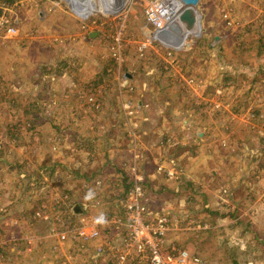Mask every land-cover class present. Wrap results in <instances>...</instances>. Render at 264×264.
<instances>
[{"label":"rangeland","instance_id":"rangeland-1","mask_svg":"<svg viewBox=\"0 0 264 264\" xmlns=\"http://www.w3.org/2000/svg\"><path fill=\"white\" fill-rule=\"evenodd\" d=\"M84 1L0 0V264H136L110 222L135 173L167 248L264 264V0H199L180 49L152 0ZM38 71L69 81L29 94Z\"/></svg>","mask_w":264,"mask_h":264},{"label":"built area","instance_id":"built-area-1","mask_svg":"<svg viewBox=\"0 0 264 264\" xmlns=\"http://www.w3.org/2000/svg\"><path fill=\"white\" fill-rule=\"evenodd\" d=\"M184 7L182 0H152L145 7L147 22L154 27L155 31L162 30L176 16H179ZM8 23L7 17H0V31L5 27L6 34L16 33L15 24L8 26ZM116 40L120 43V37ZM124 203L125 218H114L110 221L124 233L125 250L120 257L122 262L131 257L130 260L136 264H204L200 256L187 248H179L175 244L168 248L165 246L171 230V219L168 215L155 219L150 217L146 190L143 180L137 173H135L133 187L127 193ZM99 224L100 221H95L89 231L81 228L76 230V233L82 237L96 239L100 236V231L97 229ZM102 249L103 245L98 246L99 251Z\"/></svg>","mask_w":264,"mask_h":264},{"label":"water","instance_id":"water-1","mask_svg":"<svg viewBox=\"0 0 264 264\" xmlns=\"http://www.w3.org/2000/svg\"><path fill=\"white\" fill-rule=\"evenodd\" d=\"M185 7L173 21L164 29L154 31L153 39L160 41L167 47L180 49L184 46L185 40L194 31L195 26L199 23V14L196 6L199 0H182ZM72 6V5H71ZM97 32H92L91 37H95Z\"/></svg>","mask_w":264,"mask_h":264},{"label":"crops","instance_id":"crops-1","mask_svg":"<svg viewBox=\"0 0 264 264\" xmlns=\"http://www.w3.org/2000/svg\"><path fill=\"white\" fill-rule=\"evenodd\" d=\"M67 1L69 3H72V4L77 3L78 6L82 7L81 9H83L85 7L79 1L75 2L76 0L74 2H72L71 0H67ZM94 2H97V1L91 0L92 5ZM49 69L52 70L51 67H49ZM37 73H38L39 77H41V81L39 83H43V86L38 89V85H35V87H33L32 89L30 88L28 90L29 94H31L34 89H37L35 91L36 95L41 90L42 92H46L47 94H49L52 97V95L56 94L57 92H62L63 88L61 86H64V83L69 81L68 74L61 75L59 72H56V71H44V72L38 71ZM39 94L41 95V93H39ZM33 96H35V95L33 94L32 98H33ZM40 97H42V95ZM40 102H41V100L39 101V104L42 105Z\"/></svg>","mask_w":264,"mask_h":264},{"label":"bare ground","instance_id":"bare-ground-1","mask_svg":"<svg viewBox=\"0 0 264 264\" xmlns=\"http://www.w3.org/2000/svg\"><path fill=\"white\" fill-rule=\"evenodd\" d=\"M79 1L82 2V0H79ZM121 1H122V0H121ZM84 3H85V5L87 6L88 9H89V8L92 9V7H91V3H90L89 1L86 0V1H84ZM112 3H114V1H112V0H111V1H108V4H109L108 7H111V8L114 7ZM81 4H82V3H81ZM115 4L117 5V0H116ZM118 4H119V3H118ZM108 7H107V8H108ZM97 11H100V9H97ZM176 17H177V16H176ZM176 17H175V18H176ZM194 33H198V34H200V26H199L198 24L196 25V27H195V29H194Z\"/></svg>","mask_w":264,"mask_h":264},{"label":"trees","instance_id":"trees-1","mask_svg":"<svg viewBox=\"0 0 264 264\" xmlns=\"http://www.w3.org/2000/svg\"><path fill=\"white\" fill-rule=\"evenodd\" d=\"M4 1H7V0H4ZM13 1L14 0H11V3L13 4ZM132 187V183L130 182V183H128L127 185H126V192H129V190H130V188Z\"/></svg>","mask_w":264,"mask_h":264}]
</instances>
